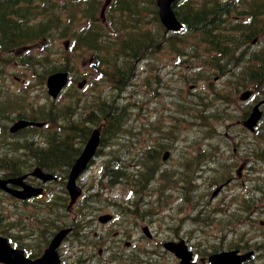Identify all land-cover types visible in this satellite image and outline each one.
Segmentation results:
<instances>
[{
    "label": "rangeland",
    "instance_id": "1",
    "mask_svg": "<svg viewBox=\"0 0 264 264\" xmlns=\"http://www.w3.org/2000/svg\"><path fill=\"white\" fill-rule=\"evenodd\" d=\"M85 1L38 0L36 4L42 14L29 18L30 25L50 18L58 20L48 34V53L58 67L68 65L73 78L69 89L58 100H52L48 95L46 69L49 66L37 59L35 67L22 64L23 59L31 58V52L40 55L47 43L31 45V52L25 49L12 54L0 52V103H4L5 108L0 117V157L12 154L16 159L20 158L21 154L13 147L21 145L20 141L25 139L46 146L44 143L48 136L66 124L61 122L44 130L22 133L19 138L11 137L8 128L19 117H28L33 110L44 108L51 111L76 106L81 109L80 117L86 113L100 116L102 105L115 102L124 108L122 129L119 134L104 133L101 154L82 179L86 190H90L95 198L92 202L96 203L93 207L96 213L119 211L121 214L118 215L131 218L127 216L125 207L143 203L139 206L140 212L153 211L155 216L146 215L149 217L146 219L149 222L154 220L152 228L160 236L169 235V229L178 226L184 234L196 229L195 235L227 236L226 246L240 244L244 249L255 251L257 243L264 245V118L254 133L243 132L240 124L255 99L264 92V80L256 82L251 78L252 71H259L257 65L251 66L254 55H264V30L259 33L246 25L249 13L256 14L251 11L255 1L261 5L263 16L260 17L264 20V0L229 2L231 11L224 17L226 30L230 32L238 22H243L245 33L235 32L234 37L231 34L226 36L227 52L234 42H238L240 51L227 53L231 62L224 71L210 62L214 61V50L202 40L200 32L166 34L164 29H159L161 24L153 13V7H147L140 28L156 35L162 33L166 39L176 38L180 42H167L161 50L156 49L152 55L140 59L135 64L134 79L120 89L117 86L119 77L111 65L96 64L97 55L83 47L77 51L65 48L66 40L74 42L76 31L80 33L89 23L84 14ZM104 1L101 0L97 10L98 17ZM186 1L178 5L180 12ZM207 2L209 0H196L192 6ZM71 17L73 22H70ZM110 17L112 22L108 21L105 32L109 36L102 41L109 53L99 54V57L109 58L114 63L117 39L129 35L128 31L133 30L129 25L135 17L115 18L109 15L108 19ZM121 64V59H118V65ZM83 81L87 84L83 88L78 87ZM247 90L252 91L254 99L244 102L241 94ZM97 121L89 124L91 129L105 127L102 117ZM153 145H162L161 153H157L159 147L154 148ZM164 150L172 151L173 159L154 174L150 187L157 188L158 194L148 196V184L144 187L136 180L151 166L145 165L144 161L151 154L161 158ZM248 159H252L248 162L251 170L236 177L235 183L228 184L218 197L211 198L213 189L222 183L223 173L228 177L229 171L236 176L238 167ZM114 166L126 174L116 184L104 177ZM207 168L211 170L207 172ZM199 169L203 171L197 174ZM186 173L190 174L189 178L185 177ZM173 204L177 210L170 218H164ZM199 204H203L204 210ZM35 206L20 205L0 195L1 224L10 226L19 241L29 243V247L25 246L28 251L36 244L39 248L47 240V223L53 217L52 213ZM45 214L50 215L48 221L41 220ZM188 215L195 216V221L187 223ZM37 219L40 222L36 223ZM259 262L255 260L254 264Z\"/></svg>",
    "mask_w": 264,
    "mask_h": 264
},
{
    "label": "flooded vegetation",
    "instance_id": "2",
    "mask_svg": "<svg viewBox=\"0 0 264 264\" xmlns=\"http://www.w3.org/2000/svg\"><path fill=\"white\" fill-rule=\"evenodd\" d=\"M213 1L209 0V2ZM217 1L224 5L232 2L231 0ZM120 2L138 4L131 10L139 11L142 15L145 11H148L147 7H153V4H155V0H112L111 5L106 10V20H108L109 15L115 18L127 16L126 14L130 10L126 11L116 7ZM112 9L114 11H111ZM153 9L156 15L158 7H153ZM151 47L152 43L148 40L145 44V49ZM263 98L264 93L259 96V99H255L256 102L254 104ZM243 132H247L246 128L243 129ZM58 143L60 145V143L66 142L63 140H50L48 141L47 150L43 151L55 149ZM65 147L67 158L58 164L49 163L45 153L41 155V159H43L45 164L42 169L53 174L56 178L55 180L44 183L41 179L32 176L31 172L35 166L32 169L30 167L22 170L18 175H26L25 183L27 185L44 189L42 195L20 202L33 203L36 199L42 198L45 201L44 206L49 211H60L62 227L57 229L52 226L49 231L50 238H54L58 230L61 231L68 228L70 230L57 249L60 264H214L212 261L214 255L231 250L232 247L225 246L223 243L224 238L222 241L215 242L212 236L183 235L175 231L171 235H155L151 230L154 220L152 219L149 222L146 219L149 217L140 212L139 204L137 203L128 204L127 206L128 212L126 211V213L131 218L118 215L119 211H99L96 213L95 209H93L96 205L90 202L92 201V194H88V191L83 192L76 204L71 205V198L66 188V180L70 172L68 165L76 160L81 151L73 150V146ZM153 147L158 148L159 146ZM152 152L155 151L153 150ZM166 152L169 153L164 157L163 155ZM163 155L161 158L157 156L152 159L153 154H151L148 159H150L151 164H156L157 161L160 166H166L173 159V154L170 150H165ZM245 164L247 163H244L242 168L244 171H246ZM156 168H149V170L151 169L150 172L154 173ZM55 185H60V187H55ZM104 215L110 216V220L102 222L100 218ZM146 227L150 229L148 233L144 229ZM19 245L26 246L25 244ZM258 246L252 257L240 264H252L257 258L261 263L264 262V245L259 244ZM239 250L245 252L242 251V248ZM35 256H39V251L36 252Z\"/></svg>",
    "mask_w": 264,
    "mask_h": 264
},
{
    "label": "trees",
    "instance_id": "3",
    "mask_svg": "<svg viewBox=\"0 0 264 264\" xmlns=\"http://www.w3.org/2000/svg\"><path fill=\"white\" fill-rule=\"evenodd\" d=\"M32 2L33 0H0V50L2 49L6 52H13L15 49L28 48L29 44H32L35 40H37L39 44L47 43V46L43 48V52L38 56L31 53L33 60L37 59L44 61L43 64L49 66L48 68L45 67L47 68V73H51L59 69L67 70V67H58L56 62L51 61L48 53L50 39L48 38L46 32H44L45 29L25 30L28 27V22L26 21L27 17L30 15V13L25 12L28 11L29 8L33 10ZM23 5L26 9H23ZM220 7L221 9H218ZM223 12H228L225 5L220 6L217 4L208 9L201 8L199 11L195 10L192 14L188 13L187 16L182 17V21L186 28H190L192 31H203L208 37L213 38L207 40L212 45L218 43V41L219 43L224 44L226 43V40H224L226 36L213 33L222 27L224 20L221 18V14ZM88 21L90 26L83 29L82 34L76 36L77 46L81 45L94 54H97L100 51V40L104 37V35L98 30L100 28L97 26L98 20L95 17L90 16ZM259 21L264 22L262 19H259ZM251 22H258V19L253 17ZM233 45L234 49L235 45L238 44L234 42ZM75 48L76 47H74V49ZM142 49L143 45L137 41V38H130L124 41L120 52L123 54V59L127 62L136 60L140 54L143 53ZM235 52L236 51H232V54ZM260 60L263 63L262 67L264 69V56ZM29 62L32 63V61ZM120 71L121 69H119V72ZM252 76L253 79H257L258 77L261 78L262 74L254 72ZM65 108H69L70 110H55L54 113H51V117L54 119H52L53 122L60 120L66 123L62 131L55 135V140H63L66 143H60V145L58 143L56 144L57 147L55 149L45 151L49 163L58 164L67 158V150L65 146H72V143L70 142L75 138L85 140L90 133L89 124H96L98 122L97 120L100 118V116H95L94 113H86L83 117H80L81 114H79V109L76 106H67L61 109ZM99 111L101 112V117L106 120L105 132L111 135L117 133L119 134L123 125L124 108L116 106L114 102L113 104H109L107 106L103 105L102 109H99ZM40 155H43V153ZM40 165L45 167L44 161L40 160Z\"/></svg>",
    "mask_w": 264,
    "mask_h": 264
},
{
    "label": "water",
    "instance_id": "4",
    "mask_svg": "<svg viewBox=\"0 0 264 264\" xmlns=\"http://www.w3.org/2000/svg\"><path fill=\"white\" fill-rule=\"evenodd\" d=\"M175 0H158V6L160 8V17L163 24L167 27L168 30L178 31L182 28L181 22L177 19L174 11L172 10V2ZM69 81V74L67 72H57L50 75L47 79V86L49 94L57 98L62 90L67 86ZM84 83H81V87ZM243 99L249 98V93H245L242 96ZM254 107L250 117L245 121V126L251 130L257 126L259 121L262 118V111L260 110L261 104ZM32 124L31 122L20 121L12 128V131H16L20 128L28 126ZM37 126H42L40 123H34ZM100 144V131L94 130L87 146L80 156V158L76 161L75 165L72 168L69 182H68V189L72 196V202L76 200V198L81 193V188L76 185L77 178L85 171L89 161L93 158L96 149ZM35 174L41 176L44 180L51 178V175L44 174L41 170H36ZM15 181V180H13ZM6 181H0V186L2 188H6ZM10 190V189H7ZM41 190L34 191V192H25L20 194L21 197H28L32 196V194L36 195L40 193ZM16 195L17 193L14 192ZM18 196V195H17ZM66 232H61L57 235L54 239L52 244L46 250L43 257L37 260H29L24 257V253L21 250L13 249L5 238L0 237V261L7 263V264H59L56 248L62 241L63 237L65 236ZM249 257V255L247 256ZM245 258V256L243 257ZM217 264H237L239 258L236 257V252L226 253L215 258Z\"/></svg>",
    "mask_w": 264,
    "mask_h": 264
}]
</instances>
